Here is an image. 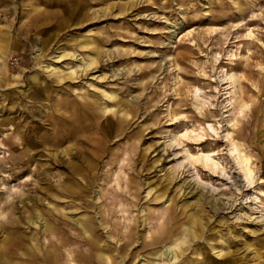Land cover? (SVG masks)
Listing matches in <instances>:
<instances>
[{
	"label": "rangeland",
	"instance_id": "obj_1",
	"mask_svg": "<svg viewBox=\"0 0 264 264\" xmlns=\"http://www.w3.org/2000/svg\"><path fill=\"white\" fill-rule=\"evenodd\" d=\"M226 72L237 75L233 105L219 81ZM194 93L205 101L199 110ZM80 119L89 126L73 146L62 137ZM173 134L178 146L168 145ZM179 148L214 151L226 174L200 173L214 193L177 166ZM235 148L249 158L254 187ZM260 191L264 0H0V264H54L53 251L62 264H146L143 240L172 197L179 223L192 213L205 223L173 264H264V230L247 207L264 212ZM196 195L202 209L189 205ZM84 223L98 238L88 263Z\"/></svg>",
	"mask_w": 264,
	"mask_h": 264
},
{
	"label": "bare ground",
	"instance_id": "obj_2",
	"mask_svg": "<svg viewBox=\"0 0 264 264\" xmlns=\"http://www.w3.org/2000/svg\"><path fill=\"white\" fill-rule=\"evenodd\" d=\"M248 35H251V31L248 32ZM214 60H216L215 57H214ZM219 81L221 83H225L226 87L224 89H233L232 91H228V96L230 97V99L231 98L233 99V102L230 103V104L233 105V103H235V101H236L235 99L237 98L236 97V93H237L236 92L237 75L235 73L228 74L226 72V73H224L222 75V77L220 78ZM193 96H194L195 100H197V102H199L198 106H196V109H198V110L201 109V107L205 104V101L202 100V99H198L196 93H194ZM241 108H242V106L239 107V109H241ZM233 109H234V107H233ZM172 119L174 121L175 119H177V116L176 117L174 116L173 118H171V120ZM80 121H81V123L80 122L74 123V120H72L71 124H70V127L68 126V128L66 130V134H63L64 137H62V138H66V139L71 140L72 141L71 145H73V146L75 144H77L76 143L77 141L85 140L84 137H86V134L84 132V127H88L89 125L82 123L81 119H80ZM75 125H78L79 129L77 128V130H73L72 128H74ZM206 126H207L208 129H210V131H212V132L215 131L212 124L208 123ZM53 130H54V127H53ZM200 130L202 132L204 130V128H200ZM89 133H91V132H89ZM82 134L85 135V136H83ZM203 134H204V132H203ZM90 135L93 136L92 133ZM177 136L178 135L173 134L168 140V143H169L168 145H172L173 143H176L177 146H178L180 143L177 140L178 139ZM183 136L186 137L185 135H183ZM194 137L195 136H192V139H196V137L195 138ZM57 143H58V137H54L52 139V143H51L52 147L55 144H57ZM69 149H70L69 146H64L63 150L61 151L62 154L65 156ZM235 152L237 154V164L239 166V171L241 172L243 181H245L248 186L254 187L253 169L249 165V158L247 156L241 154L240 152H238V150L236 148H235ZM176 154L177 155L179 154V158H180L179 160H177V166L180 169L181 168L182 169L186 168L190 172V176L192 177L194 182L197 184V186H200V189H202L204 187V188L207 189V192L209 191L211 193H214L216 191V189L213 188L212 183H210V182L208 183L206 180H203V177H201V174H200L202 171L206 172V173L208 171H210L211 175L217 174V175H219V177H221V176L226 174L225 168L217 160H215L213 158L214 155H215L214 151H208V152L200 151V152H197V153H192L188 148H179V151H177V153H175V155ZM50 157H51V159L54 160V162H60V159L59 160H55V158H54L55 154L53 152L50 154ZM80 161L84 163V161H82V159ZM78 163H80V162H78ZM95 166H97V162H96ZM71 172L72 171H70V173L68 174V176H70V179H71V176L73 175V173H71ZM239 181H236V179L233 178L232 181H231L232 186L234 187V189L237 191L238 194L245 195L246 194V192H245L246 190L245 189H247V188H244L245 185L240 184ZM261 181H263V180H261ZM4 188H6V190L9 193L15 191V189L10 187V186L4 187ZM165 190L166 189L164 188V191ZM67 191L68 192H74V188L71 187V186H68ZM202 193H203V191H202ZM260 193H261V195L264 196V191H260ZM195 199L196 200L192 201L189 205L193 206V208L199 207L198 209H202L203 207L200 204L201 202L199 201V200H202L200 195H196ZM255 199H256V197H255ZM256 200L253 201L252 203L256 204L257 202H259V203L261 202L260 198L257 201ZM205 202H206V200H205ZM174 203H175V199L173 197L170 198L168 206L165 207V209L163 210L164 212L162 214V218H163L165 213H167L165 221H163V219H161L159 221V223L157 225H155V227H153L154 225L151 226L150 235L146 237L147 239L143 240V245L142 246L144 248H148L149 249L148 253L143 258H141V260L147 261L146 264H162V262H161L162 258L167 261L166 264H173V262L179 258L178 254H181V252H183V250L188 247V243L197 236L196 232L198 230H199V232H201L202 225L205 224V223L202 222V218L200 220L199 215H197L196 213L189 214L188 218L186 220L181 221L179 223L178 220L182 219V214H184V213L182 211H179V214H175V215L170 214V208H172ZM214 203L211 202V204H209V206L207 208V211H211L213 209V207H215ZM244 203H246V202L244 201ZM39 205L40 204H38V206ZM247 207H248V210H249L248 217L250 216V219H252V220H254L256 222H259L262 225L260 228L264 230V212L261 209H258L257 207L252 208L250 203L247 205ZM195 209H197V208H195ZM35 213H36L37 216L41 215V211L40 210H38V212L36 211ZM144 216H145V218L143 219V222L145 221L146 218L152 217V213L151 212H149V213L147 212ZM104 219H106V218H104ZM196 219L199 220L200 224H201L200 227H198V228H196V225H195ZM187 221H190L191 228L183 226L184 223L187 222ZM42 223H43V226L45 227L46 223L44 221ZM169 225H170V227H169ZM130 227L131 228L126 230V231L123 230V232L121 234V236L123 238H125V236H126L125 241L128 242V243L133 241V239H134V237H132L133 236V227L132 226H130ZM125 228H128V227L126 226ZM79 230L84 233V235L82 233H80V234L84 238V241H85L84 243L88 247L87 250L83 252V256L85 257V258L83 257V259L86 260V263H88L89 259L94 261L98 256H96V258H95L94 254L91 253V250L94 249V248L95 249L98 248L97 247L98 245L95 244V241H98V238H97V236L94 235V233H92L93 228H92L91 224H89V223H87V225H86V223H84V225L82 224L81 227H79ZM257 230H259V229L257 228ZM177 232L184 233L185 234V239L182 240L180 237H178L176 235ZM163 233L166 234L165 238L161 237ZM56 235L57 234H55V236ZM63 238H64V236L61 239H63ZM166 242H171V245H168L167 247H164L162 245L158 246V245L163 244V243L165 245ZM174 245H176V246H174ZM217 245H220V244H217ZM47 246H50V247L52 246L51 239H48L45 247L47 248ZM124 246H125V244H120L118 246L117 250H119V249L120 250L121 249L124 250ZM37 249L39 250V246L37 247ZM75 250H77V249H75ZM217 251H218L217 254L220 253L221 255H224L226 253L225 251H222V249L217 250ZM78 252H80V251H78ZM81 253H82V251H81ZM36 255H38L42 259H46V257L48 256V254L46 255V253H43V254L39 253L38 254V252H36ZM41 255H45V257H41ZM60 255H61L60 252L53 251L51 259H53V263L54 264H62ZM122 256H123V258L121 259V261H124V259L128 255L124 253V254H122ZM90 264H92V263H90ZM109 264H114V263L110 262Z\"/></svg>",
	"mask_w": 264,
	"mask_h": 264
}]
</instances>
